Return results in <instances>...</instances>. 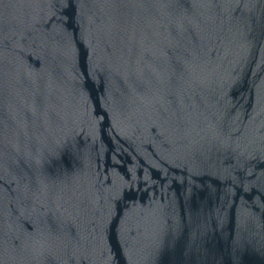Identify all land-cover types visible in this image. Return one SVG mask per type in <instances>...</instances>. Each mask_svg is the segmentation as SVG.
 <instances>
[{
  "label": "water",
  "instance_id": "water-1",
  "mask_svg": "<svg viewBox=\"0 0 264 264\" xmlns=\"http://www.w3.org/2000/svg\"><path fill=\"white\" fill-rule=\"evenodd\" d=\"M0 264H264V0H0Z\"/></svg>",
  "mask_w": 264,
  "mask_h": 264
}]
</instances>
